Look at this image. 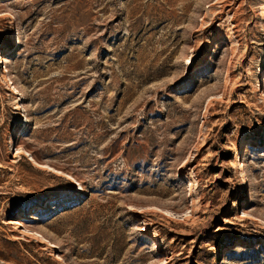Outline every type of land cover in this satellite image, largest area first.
<instances>
[{
    "label": "rangeland",
    "instance_id": "obj_1",
    "mask_svg": "<svg viewBox=\"0 0 264 264\" xmlns=\"http://www.w3.org/2000/svg\"><path fill=\"white\" fill-rule=\"evenodd\" d=\"M0 264H264V0H0Z\"/></svg>",
    "mask_w": 264,
    "mask_h": 264
},
{
    "label": "bare ground",
    "instance_id": "obj_2",
    "mask_svg": "<svg viewBox=\"0 0 264 264\" xmlns=\"http://www.w3.org/2000/svg\"><path fill=\"white\" fill-rule=\"evenodd\" d=\"M6 68V67H5ZM7 69V68H6ZM242 148H243V146H242ZM244 211V210H243ZM8 222H10V223H13V224H15V225H17V226H21V222L18 220V219H13V220H9Z\"/></svg>",
    "mask_w": 264,
    "mask_h": 264
}]
</instances>
